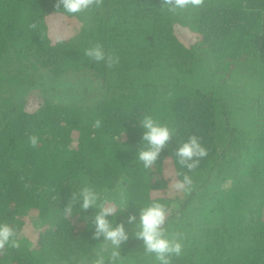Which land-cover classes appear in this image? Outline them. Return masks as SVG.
<instances>
[{
  "label": "trees",
  "instance_id": "16d2710c",
  "mask_svg": "<svg viewBox=\"0 0 264 264\" xmlns=\"http://www.w3.org/2000/svg\"><path fill=\"white\" fill-rule=\"evenodd\" d=\"M57 3L0 0V222L21 240L0 250V264L109 254L93 238L94 209L65 214L85 184L127 207L117 217L126 228L141 206L167 205L166 227L184 245L170 264H264V0L177 13L164 0H100L77 16ZM191 36L199 41L185 43ZM97 44L118 62L84 55ZM146 115L176 129L150 170L137 159ZM193 134L209 155L183 199L170 194L186 171L175 151ZM27 222L39 229L34 247ZM129 234L123 264H158Z\"/></svg>",
  "mask_w": 264,
  "mask_h": 264
},
{
  "label": "clouds",
  "instance_id": "9594fccd",
  "mask_svg": "<svg viewBox=\"0 0 264 264\" xmlns=\"http://www.w3.org/2000/svg\"><path fill=\"white\" fill-rule=\"evenodd\" d=\"M204 0H164V7L172 13L187 9H199L203 7ZM62 6V12L77 16L80 13L94 7L100 6V0H58L57 8ZM84 55L96 63L107 62L109 66L118 62L117 58L105 53L102 45L97 44L84 50ZM95 127H101V121H95ZM143 129V146L137 154L138 161L145 170H150L161 159L164 149L172 141L176 129L167 124H162L152 115H146L140 120ZM30 144L36 148L40 143L38 135L29 137ZM209 155L208 149L203 145L198 135H191L187 140L180 143L175 151V162L180 169L171 187L177 192H191L193 180L189 173H194L200 162ZM73 206H78L79 211L87 212L95 210L92 217L94 229L93 238L102 244L110 246V253L101 248L95 252L91 264H123L121 259L122 246L132 237L125 223L117 221L119 213L127 207L120 203L119 208L112 204L105 196L102 199L100 192L94 188L82 186L72 195V204L65 210L66 215H71ZM98 209V211H97ZM169 208L160 202H150L141 206L138 216L130 215L126 223L133 226V235L137 241L143 243L147 254H154L158 264H170V257L183 254L184 245L179 235H171L168 222ZM111 218V219H110ZM20 249L21 240L16 226L7 222H0V250Z\"/></svg>",
  "mask_w": 264,
  "mask_h": 264
},
{
  "label": "rangeland",
  "instance_id": "374dc122",
  "mask_svg": "<svg viewBox=\"0 0 264 264\" xmlns=\"http://www.w3.org/2000/svg\"><path fill=\"white\" fill-rule=\"evenodd\" d=\"M54 28H56V27H54ZM181 38L183 39L185 37L182 36ZM198 41H199V39L194 38V36H191L190 39H189V41H184V42L185 43L188 42V44H191L192 45V44H194V43H196ZM34 94L35 95H33V96L41 97V93H40L39 90H36V92H34ZM191 192H188V193H185V192H177V191L174 190V188L170 187V194L171 195H174V196H176V195H183V199L188 198L190 196ZM125 221H127V219ZM34 228L35 227H33V225L30 224L29 222H27L26 225H25L26 234L30 237L29 238V240H30L29 241V244H31V245L33 244V247L36 244L37 236H38V230H39L37 228H35V230H31V229H34ZM127 230L129 232L133 233V226L132 225H128L127 226Z\"/></svg>",
  "mask_w": 264,
  "mask_h": 264
}]
</instances>
